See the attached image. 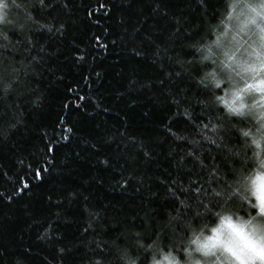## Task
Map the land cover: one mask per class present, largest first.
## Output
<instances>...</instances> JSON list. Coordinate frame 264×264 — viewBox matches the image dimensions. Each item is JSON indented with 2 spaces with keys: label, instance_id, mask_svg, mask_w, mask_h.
Here are the masks:
<instances>
[{
  "label": "snow or ice",
  "instance_id": "snow-or-ice-1",
  "mask_svg": "<svg viewBox=\"0 0 264 264\" xmlns=\"http://www.w3.org/2000/svg\"><path fill=\"white\" fill-rule=\"evenodd\" d=\"M139 2L128 0V7L134 8ZM186 2L196 5L198 16L170 14L165 0H153L149 15L137 9L135 23L132 17L121 16L117 35L110 42L113 49H119L116 55L120 60L146 62L154 69V74L145 78L133 72L126 91L118 92L117 97L122 100L130 93L145 95L164 113L158 141L145 143L130 135L126 124L111 134L98 133L95 142L83 141L97 157L102 147L109 150L97 163L117 173L115 182L120 189L135 185V191L141 193L137 212L113 215L116 236L109 242L96 239L98 230L110 235L104 229L107 218L88 208V219L78 225L82 238L72 240L57 230V221L75 223L65 200L70 209L74 201H88L90 197L84 192H71L53 201V194H47L50 207L57 210L44 220H33L37 239L49 249L44 264H162L161 256L167 264H232L233 260L264 264L259 258L249 260L234 253L226 256L203 246H197L194 255L185 242L193 224L204 215L200 209L211 212L225 200L238 211L247 209L245 215L255 212L264 218V206L252 201L243 179L246 169H264V0H229L224 5L227 20L236 22L234 30L240 36L239 40L232 38L231 47L221 41L226 24L212 39V20L221 15L213 0ZM78 3L91 18L93 13L83 0H0V147L31 130L29 116L44 106V93L34 85H55L65 80L64 65L59 61L61 49L53 42L63 41L76 27ZM160 20L168 23L161 27ZM93 39L107 53L109 44L98 36ZM73 47L79 49L75 43ZM73 60L83 66L86 55L80 52ZM92 73L97 79L103 78L102 71L90 68L83 78L89 88ZM66 91L75 96V101L69 99L62 104L58 135L40 132L43 146L31 154L36 166L26 164L21 157L16 161L17 171L11 175L0 167V176L13 186L8 194L0 191V199L12 204L14 197L25 193L30 196L33 184L29 174L43 182L45 173L50 177L56 170V146L69 145L75 135L78 110L86 111L80 101L89 99L76 87H67ZM136 103L133 99L128 107ZM96 109L109 111L98 100L94 101ZM80 155L75 153L76 157ZM67 160L66 155L63 162ZM189 163L192 167H187ZM226 176L233 179V184ZM5 252L7 249L0 252V261ZM30 253L28 248L15 254L10 264H26Z\"/></svg>",
  "mask_w": 264,
  "mask_h": 264
},
{
  "label": "trees",
  "instance_id": "trees-1",
  "mask_svg": "<svg viewBox=\"0 0 264 264\" xmlns=\"http://www.w3.org/2000/svg\"><path fill=\"white\" fill-rule=\"evenodd\" d=\"M165 2L170 14L180 16L182 13H189L192 17L199 15L196 12V5H190L186 0H165ZM228 2L229 0H213L221 15L212 20V27L215 29L212 39H215V34L224 29L225 24L229 25L224 12V5ZM83 4L87 6L88 11L93 13V16L89 18L85 7L78 3L76 27L70 30L69 35L63 41L53 42L56 47L61 49L59 61L64 65L65 80L55 85L44 82L34 85L44 93V106L29 116L27 122L31 130L25 131L23 135L14 136L9 145L0 147V167L8 171L10 175L17 171L16 161L21 157L25 158L26 164L31 162L36 166L31 154L36 151L37 147L43 146L40 132L46 130L50 136L58 135L60 129H57L56 125L62 110L61 106L66 100L75 101V96L66 91L67 87H76L81 95L89 97L87 100L80 101L86 111L78 110L80 115L75 118L77 120L74 129L75 135L69 145L66 147L62 144L56 146L57 167L52 176L49 177L45 173L46 180L42 182L32 179L29 174L28 179L32 180L33 184L30 196L25 193L20 197H14L15 203L12 204L0 199V252L7 249L5 258L0 261V264H10V260L15 254L24 253L28 248L31 249V253L28 254L26 264H44L45 257L49 255V249L44 242L37 239V226L33 220H44L57 210L55 207H50V203L46 199L49 193L53 194V201L61 196L66 197L71 192H84L90 197L88 201H84L82 198L74 201V207L70 209L67 208V200H65V208L75 223L64 225L57 221V230L72 240L82 238L78 225H82L88 219V208L99 211L102 216L107 218L104 229L110 232V235H104L98 230L96 239L111 242L116 236V232L112 230L113 215L119 212L131 216L137 212V206L141 203V193L135 191V185L126 190L120 189L115 182L118 179L117 173L105 170L102 165L97 163L98 159H102L109 150L102 147L101 155L97 157L94 150L83 141L93 140L98 133L101 135L111 134L115 129L121 128L122 124L127 125L130 135L143 139L145 143L154 144L161 136L160 128L161 122L164 120V113L155 108L147 96L130 93L122 100L117 97L118 92L126 91L133 72L139 78H145L152 76L154 69L146 62L126 63L124 60H120L116 55L119 49H113L110 43L111 39L117 35L119 18L121 16L132 17L133 23H135L137 9H142L146 16L149 15L154 6L153 0H140L134 8L128 7V0H124L123 3L121 0H83ZM102 5H107V8ZM108 9L111 11L106 15ZM23 19L20 17L21 21ZM167 23L168 21L160 20L161 27ZM217 25L220 27L216 28ZM106 31L109 33L108 36L105 35ZM97 36L101 42L109 44L107 53L96 45L93 38ZM73 43L77 44L79 49L74 48ZM80 52H84L86 55L83 66H77L73 60V57ZM92 67L97 71H102L103 78L97 79L92 73L90 76L91 87L89 88L83 78L89 74ZM133 99L137 103L129 108L128 104ZM97 100L100 101L102 108L107 107L109 111L94 110V101ZM88 113H92V115ZM145 113L148 115L146 116ZM25 114L28 115V113ZM76 152L81 154L80 157L75 156ZM248 154L251 155V152ZM66 155L68 160L63 162ZM137 160L141 161L142 158L137 157ZM40 164H43V161H40ZM187 167H192V163H189ZM254 167L246 169L245 174L253 170ZM141 171H146V169H141ZM100 178L103 180L102 183ZM225 179L229 184H233V179L230 176H226ZM12 190V184L0 176V191L8 194ZM223 208H230L240 215H245L244 212L247 211V209L238 211L225 200L211 212L205 213L204 209H200L204 215L193 224V227L211 224L214 222L215 212ZM26 210L28 214H26ZM186 235L188 236L189 232ZM181 237H185V233H181ZM81 251L83 250L81 249Z\"/></svg>",
  "mask_w": 264,
  "mask_h": 264
},
{
  "label": "clouds",
  "instance_id": "clouds-1",
  "mask_svg": "<svg viewBox=\"0 0 264 264\" xmlns=\"http://www.w3.org/2000/svg\"><path fill=\"white\" fill-rule=\"evenodd\" d=\"M252 201L264 206V169L256 166L243 177ZM214 222L193 227L185 242L194 250L197 246L222 251L224 255L246 256L249 260H264V218L253 212L240 215L230 208L215 212ZM195 241V243H192ZM161 259L162 264H167ZM184 264V262H182ZM232 264H241L233 260Z\"/></svg>",
  "mask_w": 264,
  "mask_h": 264
},
{
  "label": "rangeland",
  "instance_id": "rangeland-1",
  "mask_svg": "<svg viewBox=\"0 0 264 264\" xmlns=\"http://www.w3.org/2000/svg\"><path fill=\"white\" fill-rule=\"evenodd\" d=\"M227 25V31L221 35V41L224 43L226 46L231 47L233 44L232 38L235 36L237 40L240 39V36L237 35L236 31L234 30L236 22L235 21H228ZM241 52H243V49H241Z\"/></svg>",
  "mask_w": 264,
  "mask_h": 264
}]
</instances>
